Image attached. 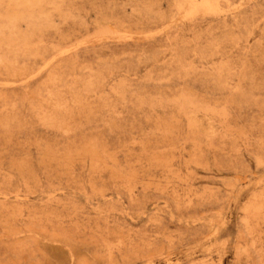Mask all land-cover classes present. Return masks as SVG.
<instances>
[{
	"label": "rangeland",
	"instance_id": "374dc122",
	"mask_svg": "<svg viewBox=\"0 0 264 264\" xmlns=\"http://www.w3.org/2000/svg\"><path fill=\"white\" fill-rule=\"evenodd\" d=\"M0 264H264V0H0Z\"/></svg>",
	"mask_w": 264,
	"mask_h": 264
},
{
	"label": "bare ground",
	"instance_id": "6f19581e",
	"mask_svg": "<svg viewBox=\"0 0 264 264\" xmlns=\"http://www.w3.org/2000/svg\"><path fill=\"white\" fill-rule=\"evenodd\" d=\"M209 2V1H208ZM199 7H201L200 5H198ZM213 6V5H212ZM198 8V7H197ZM192 9V8H191ZM207 10V9H206ZM196 11H198V10H196ZM199 12V11H198ZM203 12H204V10H203ZM188 15V14H187ZM189 16V15H188Z\"/></svg>",
	"mask_w": 264,
	"mask_h": 264
}]
</instances>
